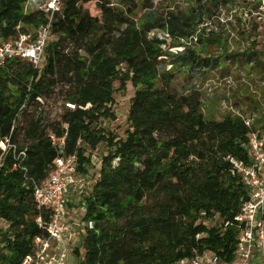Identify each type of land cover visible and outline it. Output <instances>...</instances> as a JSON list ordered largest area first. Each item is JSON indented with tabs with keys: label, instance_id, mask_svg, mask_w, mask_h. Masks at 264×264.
Masks as SVG:
<instances>
[{
	"label": "trees",
	"instance_id": "trees-1",
	"mask_svg": "<svg viewBox=\"0 0 264 264\" xmlns=\"http://www.w3.org/2000/svg\"><path fill=\"white\" fill-rule=\"evenodd\" d=\"M28 1L0 0V46L46 22L41 10L25 13ZM93 1L92 14L84 6ZM196 1L202 12L207 0ZM208 1L218 9L234 0ZM122 3L63 0L42 71L21 59L0 67V142L9 138L16 146L15 155L0 149V225L5 224L0 264H21L36 239L49 237L52 214L37 206L33 188L48 177L53 163L75 157L78 175L86 177L87 151L100 145L107 152L83 198L85 222L94 228L85 231L80 264H176L204 253L226 261L233 257L240 232L235 218L248 199L234 164H249L247 144L259 131L256 123L246 125L231 114L207 119L198 91L179 94L172 88L174 73L165 67L164 47H182L179 38L190 34L203 14L193 9L192 17L171 16L164 25L147 0L148 14L137 23L138 4ZM164 28L167 38L179 43L150 36ZM217 64V58L198 57L185 46L171 63L202 76ZM128 83L134 94L119 138L101 123L116 119L114 94ZM52 95L63 102L58 119L51 121L44 118L43 105ZM53 138L63 139L61 149ZM216 218L220 227L205 223Z\"/></svg>",
	"mask_w": 264,
	"mask_h": 264
},
{
	"label": "rangeland",
	"instance_id": "rangeland-1",
	"mask_svg": "<svg viewBox=\"0 0 264 264\" xmlns=\"http://www.w3.org/2000/svg\"><path fill=\"white\" fill-rule=\"evenodd\" d=\"M113 5L120 6L124 0H106ZM147 0H134L138 4L136 22L139 23L148 14L143 8ZM156 10L160 24L166 25L172 17H192L193 9L198 13L196 0H148ZM243 0H234L218 9H213L212 4L207 0L204 3L205 9L199 12L204 17L200 19L198 25H194L190 34L179 38L182 47H164L165 67L167 71L174 74L172 88L179 94L188 93L191 89L198 91L201 95L202 113L207 119H221L224 115L242 116L246 119H253L256 129L261 131L264 127V54L256 50V46L250 43L241 34V18L238 10L239 4ZM95 2L86 4L84 7L93 14ZM235 9V12H232ZM25 13L32 12L27 3ZM232 18V20H231ZM199 19H196L197 22ZM34 32V31H33ZM158 35L160 38H167L166 29L154 30L150 36ZM55 39V38H54ZM53 39V40H54ZM169 43H179L176 40ZM199 40L202 42L199 43ZM185 47L197 52L198 57L217 58V66L206 73V75L190 74L188 69L179 65H174L177 53L183 51ZM255 49V50H254ZM43 62L39 65V70L43 69ZM115 88H119V83H114ZM134 94L130 83L123 91H116L114 94L113 111L115 120L103 121L102 127L107 132H114L117 137L124 138V131L127 129V116L129 101ZM63 99L57 95H52L50 99L44 101L43 116L45 119L57 120L61 113ZM262 132V131H261ZM23 144V136L19 138ZM107 148L104 145L97 147L95 151H87L90 159L88 175L84 177L85 185L78 191L73 188L68 189L69 195L66 214H71L70 219L74 220L78 227L79 235L73 244V248L68 256V264H80L84 253L83 238L85 234L84 226L86 206L83 200L88 195L98 176L102 157L106 154ZM81 176V175H80ZM82 190V191H81ZM66 191V192H67ZM81 191V192H80ZM82 193V194H81ZM209 226L220 227L218 218L205 222ZM0 229L4 231L5 224L1 223ZM78 251L77 252L75 251Z\"/></svg>",
	"mask_w": 264,
	"mask_h": 264
},
{
	"label": "built area",
	"instance_id": "built-area-1",
	"mask_svg": "<svg viewBox=\"0 0 264 264\" xmlns=\"http://www.w3.org/2000/svg\"><path fill=\"white\" fill-rule=\"evenodd\" d=\"M29 7L41 10L46 22L38 30L27 35H20L12 42L0 46V67L13 59L27 60L34 68H39L45 47L51 35L52 22L63 9V0H30ZM241 18L242 36L256 43V50L264 54V0H243L238 8ZM235 12V9L232 11ZM232 20V18H231ZM67 109L74 110V106L66 103ZM246 125L253 124V119H246L240 115ZM61 149L63 139H52ZM2 153L12 150L15 155L16 146L9 138L0 142ZM249 164L235 163L234 167L241 175L248 192V199L235 218L239 229V239L235 246L233 257L226 261L216 254L204 253L189 259H183L176 264H264V132H254L247 144ZM19 158H25L24 152L18 153ZM83 184V180L76 170L75 157L58 158L48 177L33 188V198L40 208L51 211V220L47 224L49 237L34 241L33 253L26 257L21 264H68V256L76 238L73 232L80 225L67 218L64 208L66 191ZM41 223L40 220L37 221ZM85 230H93L94 224L88 221ZM77 237V236H76Z\"/></svg>",
	"mask_w": 264,
	"mask_h": 264
},
{
	"label": "crops",
	"instance_id": "crops-1",
	"mask_svg": "<svg viewBox=\"0 0 264 264\" xmlns=\"http://www.w3.org/2000/svg\"><path fill=\"white\" fill-rule=\"evenodd\" d=\"M79 176H80V175H79ZM80 177H81V179L83 180V184H78V185H76L75 187H73L74 190H78V191H79V190L85 185V180H84L85 178L82 177V176H80ZM81 191H82V190H81ZM81 191H80V192H81ZM66 193L68 194V193H70V192L67 191ZM81 194H82V193H81ZM68 198H70L69 195H65V198H64V208H66L67 206H69V205H68V203H69ZM70 199H71V198H70ZM68 217H69V218H72V217H71V214H67V218H68ZM73 233H74V234H73V238L75 239L76 236L79 235L78 230L74 231ZM75 241H76V240H75ZM74 243H75V242H74ZM72 248H73V247H72ZM71 250H72V249H71Z\"/></svg>",
	"mask_w": 264,
	"mask_h": 264
}]
</instances>
